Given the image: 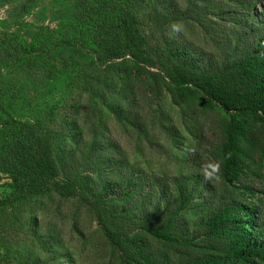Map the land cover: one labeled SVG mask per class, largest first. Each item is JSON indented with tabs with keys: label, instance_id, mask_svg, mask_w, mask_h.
Returning a JSON list of instances; mask_svg holds the SVG:
<instances>
[{
	"label": "trees",
	"instance_id": "trees-1",
	"mask_svg": "<svg viewBox=\"0 0 264 264\" xmlns=\"http://www.w3.org/2000/svg\"><path fill=\"white\" fill-rule=\"evenodd\" d=\"M229 1L237 3L250 24L227 39L224 58L197 51L185 39H167L166 26L178 19L195 20L199 12L188 9L180 18L173 12L159 14L152 0H80L77 20L57 43H94L98 67L112 87L105 106L124 124L133 117L128 104L132 75L145 80L156 96L169 92L190 130L197 129L201 101L227 115L217 125L214 156L222 179L234 188L230 196L211 201L205 193L212 185L194 172L164 180L125 169L118 157L100 149L98 180L82 178L57 158L40 126L0 116V177L9 176L13 189L1 205L52 191L75 199L95 216L119 264H264V209L247 184L257 154L264 153V15L262 20L256 15L264 0ZM225 13L221 8L219 14ZM0 42L8 46L0 63L15 64L54 44H25L8 35ZM202 198L204 213L189 234L181 215Z\"/></svg>",
	"mask_w": 264,
	"mask_h": 264
},
{
	"label": "rangeland",
	"instance_id": "rangeland-1",
	"mask_svg": "<svg viewBox=\"0 0 264 264\" xmlns=\"http://www.w3.org/2000/svg\"><path fill=\"white\" fill-rule=\"evenodd\" d=\"M152 1L159 14L173 12L178 18L196 9L199 17L195 20L172 21L182 22L181 35H170V24L165 36L185 39L195 50L211 51L217 58H224L227 39L250 24L237 3L229 0ZM221 8L225 14H219ZM81 10L80 0H0V37L8 35L36 46L54 43L34 58L0 63V106L7 110H0V116L40 126L50 136L57 158H63L66 168H76L82 178L98 180L97 166H103L98 149L107 152L102 153L105 156L118 157L125 169L135 168L164 180L191 172L200 176L203 163L217 162V125L227 115L201 101L195 113L197 129L190 130L169 92L156 96L143 84L145 80L132 75L128 104L133 117L130 124L117 120L105 106L112 99V87L106 86V76L98 67L94 43L77 39L68 45L57 43ZM256 12L262 20L264 5ZM160 38L164 37L160 34ZM7 47L0 42V58ZM210 184L212 189L205 194L211 201L230 196L234 189L223 179ZM247 184L264 209V153L257 154ZM10 187L9 176L2 174L0 264H119L95 216L77 200L52 191L2 206L13 190ZM203 204V198L193 201L181 215L189 234L204 213ZM58 256L62 261H57ZM70 257L72 263H68Z\"/></svg>",
	"mask_w": 264,
	"mask_h": 264
},
{
	"label": "clouds",
	"instance_id": "clouds-1",
	"mask_svg": "<svg viewBox=\"0 0 264 264\" xmlns=\"http://www.w3.org/2000/svg\"><path fill=\"white\" fill-rule=\"evenodd\" d=\"M184 27L182 22H173L170 25V35L179 36L183 33ZM201 181L204 183H221L222 174L220 173V163L209 161L201 165Z\"/></svg>",
	"mask_w": 264,
	"mask_h": 264
}]
</instances>
